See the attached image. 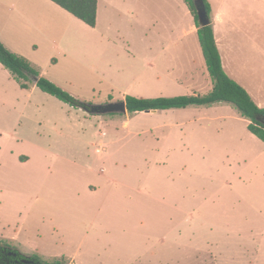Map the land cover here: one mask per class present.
Segmentation results:
<instances>
[{"label":"rangeland","instance_id":"1","mask_svg":"<svg viewBox=\"0 0 264 264\" xmlns=\"http://www.w3.org/2000/svg\"><path fill=\"white\" fill-rule=\"evenodd\" d=\"M16 26L23 52L50 76L66 74L62 88L92 106L127 94L205 96L214 86L211 76L208 85L188 81L207 69L200 44L201 62L185 54L183 84L149 91L146 71L134 80L130 66L149 62L159 76L181 74L174 36L169 71L153 52L135 63L116 56L101 77L92 62L66 63ZM248 121L228 102L90 113L41 89L30 94L0 65V240L50 263L264 264V141Z\"/></svg>","mask_w":264,"mask_h":264},{"label":"crops","instance_id":"2","mask_svg":"<svg viewBox=\"0 0 264 264\" xmlns=\"http://www.w3.org/2000/svg\"><path fill=\"white\" fill-rule=\"evenodd\" d=\"M208 2L211 7V23L225 71L249 92L257 105L264 107V0ZM19 22L28 27L32 40L40 41L43 45L50 43L53 49L60 50V54L68 59L66 63L78 61L84 65L87 59L92 62L93 68L103 72L99 74L101 77H106V73L114 71V60H117L119 55L133 58L130 61L135 63L143 55L156 52L166 68L164 69L169 71L168 64H171L172 58L168 57L172 53L167 50V40L174 36L175 45L179 47L174 49L177 55L175 65L181 74L173 77L159 76L155 73L157 66L151 62L147 66H130L132 71L138 72L134 75L136 81H139L146 71L144 80L150 85L149 91L162 90L167 84H183L181 75L187 70L184 69L185 54H188L191 65L201 58L198 27L184 0H98L95 27L87 25L52 0H0V40L12 52L28 57L41 75L47 76L63 88L69 83L66 74L62 78L50 76L47 72L49 66L46 65L41 70L37 58H31L23 52V37L16 26ZM74 30L79 31L81 38L76 37ZM155 47H159V51H154ZM110 55H115V58L112 59ZM56 62L54 66H60V60ZM202 62L206 64V61ZM0 65L4 67L1 63ZM261 66L263 67L259 68ZM195 70L191 68L189 72ZM65 72L66 70L63 73ZM245 72H248L250 77H247ZM56 73L59 71H55ZM208 74V69H205L201 76L191 74L188 80L192 83L190 86L208 85ZM26 90L33 95L39 88L32 83ZM179 109L184 108L168 110ZM159 111L161 110L149 112ZM156 128L163 127L159 125Z\"/></svg>","mask_w":264,"mask_h":264},{"label":"trees","instance_id":"3","mask_svg":"<svg viewBox=\"0 0 264 264\" xmlns=\"http://www.w3.org/2000/svg\"><path fill=\"white\" fill-rule=\"evenodd\" d=\"M87 25L95 27L97 23L98 0H52ZM192 12L198 27V36L207 69L213 79V88L205 96L182 95L176 97L143 98L127 95L125 101L131 113L153 110L186 108L188 106L209 105L228 102L235 105L241 114L249 120L248 129L264 141V107L255 103L249 92L232 79L223 67L222 57L215 38L212 23L202 27L196 8L197 0H184ZM208 15L211 7L208 0H202ZM0 63L8 69L19 82L21 88L29 89L35 83L39 89L51 94L67 104L83 108L90 112L92 105L73 96L62 87L41 75L40 71L24 56L8 49L0 40ZM0 264H63L60 261L50 263L40 255H27L18 248L0 240Z\"/></svg>","mask_w":264,"mask_h":264},{"label":"water","instance_id":"4","mask_svg":"<svg viewBox=\"0 0 264 264\" xmlns=\"http://www.w3.org/2000/svg\"><path fill=\"white\" fill-rule=\"evenodd\" d=\"M196 8L198 12L200 25L202 27L210 25L211 18L208 15V12L202 0L196 1ZM115 112L127 113L128 109H127L126 101L109 102L104 105H95V106H92L90 110V113H96V114L115 113Z\"/></svg>","mask_w":264,"mask_h":264},{"label":"built area","instance_id":"5","mask_svg":"<svg viewBox=\"0 0 264 264\" xmlns=\"http://www.w3.org/2000/svg\"><path fill=\"white\" fill-rule=\"evenodd\" d=\"M99 149V148H98ZM100 150V149H99Z\"/></svg>","mask_w":264,"mask_h":264}]
</instances>
